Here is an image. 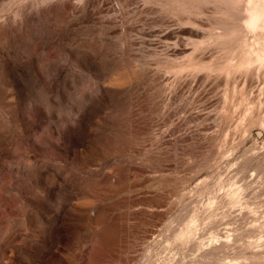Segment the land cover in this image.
Here are the masks:
<instances>
[{"label": "rangeland", "instance_id": "obj_1", "mask_svg": "<svg viewBox=\"0 0 264 264\" xmlns=\"http://www.w3.org/2000/svg\"><path fill=\"white\" fill-rule=\"evenodd\" d=\"M252 5L0 0V264H264Z\"/></svg>", "mask_w": 264, "mask_h": 264}, {"label": "bare ground", "instance_id": "obj_2", "mask_svg": "<svg viewBox=\"0 0 264 264\" xmlns=\"http://www.w3.org/2000/svg\"><path fill=\"white\" fill-rule=\"evenodd\" d=\"M248 5H251V4H248ZM254 5H255V3H254ZM244 13L246 14V17L244 18L245 19L244 20L245 26L248 28H254V30L256 29L255 27L258 28V26L261 24V22L264 18V9H257V7L253 6V5L250 6L249 8H246ZM261 55L262 56L259 57L260 59L255 58V61H257L260 64V66L262 65L264 67V53Z\"/></svg>", "mask_w": 264, "mask_h": 264}]
</instances>
